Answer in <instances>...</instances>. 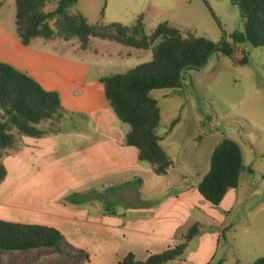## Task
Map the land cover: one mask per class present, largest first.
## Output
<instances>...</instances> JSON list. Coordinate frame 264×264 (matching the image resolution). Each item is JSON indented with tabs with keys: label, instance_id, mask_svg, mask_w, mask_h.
<instances>
[{
	"label": "rangeland",
	"instance_id": "374dc122",
	"mask_svg": "<svg viewBox=\"0 0 264 264\" xmlns=\"http://www.w3.org/2000/svg\"><path fill=\"white\" fill-rule=\"evenodd\" d=\"M57 3L58 0H49L44 10H55ZM70 12L82 14L90 24L99 26L119 23L134 27L141 18L148 35L159 25L167 24L179 29L184 36L204 37L217 45L224 40L232 43L231 35L245 29L241 8L232 0H79ZM15 20V0H0V60L26 72L44 89L60 94L64 119L59 125V134L93 131V111L108 104L100 78L125 74L152 59L151 50L99 38H91L86 49L78 39L66 42L58 35L49 40L35 38L25 46L16 34ZM233 48V58L216 53L203 69L188 72L183 89L155 90L152 96L159 100L164 110L169 104L174 107L169 115L166 114V120H172L171 123L162 120L161 135L168 131L169 134L180 124V132L188 127L194 137L188 140L185 148L196 147L198 151L199 144L205 143V148L199 150L203 157L217 141L231 139L240 145L246 169L240 178L241 205L231 214L237 226L228 228L221 241L223 252L232 251L240 260L251 262L264 257V47L233 44ZM2 115L0 107V119ZM38 127L47 131L50 121L44 120ZM12 133L19 144L18 130L12 128ZM23 148L3 150L0 154V162L11 172L7 182L0 185V219L7 221L20 220L22 216L16 204L4 198V192L8 187L21 185L13 164L21 160L22 156L16 158V154ZM30 157L36 161L32 154ZM141 163L143 167L152 168L146 162ZM24 180L27 185L38 187V181L45 179L33 173ZM87 196L90 198L91 193ZM106 200L119 201L111 196ZM99 201L105 207L106 202ZM100 205L94 206L93 211ZM62 235L69 250H84L88 254L85 247L89 243L71 241ZM227 236L235 241V250L225 249L229 245ZM176 242L179 244L181 239ZM196 245V242L191 244L186 254L195 251ZM94 248L98 249L97 244ZM8 263L74 264L75 260L56 250H0V264Z\"/></svg>",
	"mask_w": 264,
	"mask_h": 264
},
{
	"label": "crops",
	"instance_id": "0c3cea01",
	"mask_svg": "<svg viewBox=\"0 0 264 264\" xmlns=\"http://www.w3.org/2000/svg\"><path fill=\"white\" fill-rule=\"evenodd\" d=\"M161 109L162 120L171 123L166 116L174 107L169 104ZM92 115L94 129L90 132L22 137L24 148L16 154V158H22L13 164L21 185L8 187L4 192V198L8 197L22 211L20 220L11 222L52 226L71 241L89 243L85 249L90 259L80 264H121L128 254L144 260L150 254L172 248L191 225L199 222L202 232L191 243L196 242L195 251L168 264L255 262L240 260L232 251H222L224 232L237 226L231 214L241 205L240 185L230 190L219 206L207 202L198 191L199 182L210 170L218 141L210 145L203 157L199 150L205 148V143L199 144L198 151L196 147L185 148L194 137L188 127L180 132V124L169 134L159 133L173 162L168 173L159 176L152 168L142 166L135 147L126 145L130 128L121 125L109 103ZM31 154L36 161L29 158ZM8 168L2 185L11 176ZM33 173L44 176L38 187L27 185L24 180ZM92 190L100 192L103 202L115 206L114 214L106 212L95 194L84 204L64 202L69 192L84 194ZM110 196L119 201L108 202ZM96 205L101 207L94 212ZM227 240L225 249L235 250V241L229 236Z\"/></svg>",
	"mask_w": 264,
	"mask_h": 264
},
{
	"label": "trees",
	"instance_id": "16d2710c",
	"mask_svg": "<svg viewBox=\"0 0 264 264\" xmlns=\"http://www.w3.org/2000/svg\"><path fill=\"white\" fill-rule=\"evenodd\" d=\"M79 0H58L55 10L44 9L49 0H15L16 34L21 43L30 45L33 39L46 40L58 35L64 41L78 39L84 49L91 38L121 43L140 50H151L152 59L128 70L125 74L102 77L105 96L117 119L129 126L126 145L135 147L139 160L148 163L157 175H166L173 162L161 144L159 128L162 124V109L155 90L184 88V77L190 71L203 69L212 55L223 54L234 57L233 44L264 47V0H232L242 11L245 22L243 32L231 35L232 43L224 40L217 45L194 35L182 32L167 24L159 25L152 35L145 32L140 18L134 27L113 23L109 26L90 24L82 14H72L70 9ZM245 63V62H244ZM0 154L3 150L18 151L24 146L23 136L41 138L47 134H59V125L64 119L60 94L44 89L33 77L9 63L0 61ZM50 121L47 131L38 125ZM12 128L18 130L19 144ZM243 152L240 145L224 139L215 147L209 172L198 184L200 195L214 206H219L227 193L237 189L245 171ZM7 176V169L0 162V185ZM120 187H111L116 190ZM99 191L92 190L87 194ZM87 194L72 193L64 201L82 204ZM114 205L105 203L106 212L114 214ZM202 224L191 225L179 244L163 252L150 254L137 260L128 254L121 264H168L183 259L192 241L201 234ZM225 234V232H224ZM0 250L29 252L56 250L74 264L89 261L84 250H69L62 233L54 227L40 224H25L0 219ZM219 264V263H217ZM240 264V263H238ZM251 264H264V257Z\"/></svg>",
	"mask_w": 264,
	"mask_h": 264
}]
</instances>
